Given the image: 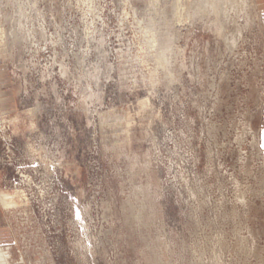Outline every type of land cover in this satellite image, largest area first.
I'll list each match as a JSON object with an SVG mask.
<instances>
[{
	"label": "rangeland",
	"instance_id": "obj_1",
	"mask_svg": "<svg viewBox=\"0 0 264 264\" xmlns=\"http://www.w3.org/2000/svg\"><path fill=\"white\" fill-rule=\"evenodd\" d=\"M2 191L9 264H264V0H0Z\"/></svg>",
	"mask_w": 264,
	"mask_h": 264
},
{
	"label": "bare ground",
	"instance_id": "obj_2",
	"mask_svg": "<svg viewBox=\"0 0 264 264\" xmlns=\"http://www.w3.org/2000/svg\"><path fill=\"white\" fill-rule=\"evenodd\" d=\"M12 196H16V195H12ZM0 199H1V202L3 204L2 207H4V208L6 207V209L12 208L13 205L16 203L15 201L10 200L11 196L9 194H6L4 192L1 193ZM7 255H8V252H6V250L1 248V250H0V264H9L10 258Z\"/></svg>",
	"mask_w": 264,
	"mask_h": 264
}]
</instances>
